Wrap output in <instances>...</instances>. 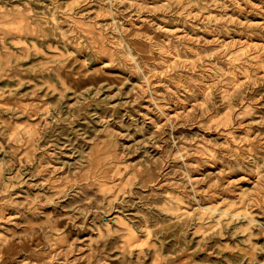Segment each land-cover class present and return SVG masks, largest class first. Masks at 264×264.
I'll list each match as a JSON object with an SVG mask.
<instances>
[{
  "label": "rangeland",
  "instance_id": "1",
  "mask_svg": "<svg viewBox=\"0 0 264 264\" xmlns=\"http://www.w3.org/2000/svg\"><path fill=\"white\" fill-rule=\"evenodd\" d=\"M0 264H264V0H0Z\"/></svg>",
  "mask_w": 264,
  "mask_h": 264
}]
</instances>
